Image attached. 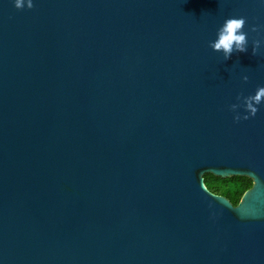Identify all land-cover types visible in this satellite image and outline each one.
Returning <instances> with one entry per match:
<instances>
[{
  "label": "water",
  "instance_id": "water-1",
  "mask_svg": "<svg viewBox=\"0 0 264 264\" xmlns=\"http://www.w3.org/2000/svg\"><path fill=\"white\" fill-rule=\"evenodd\" d=\"M33 4L0 0V264H264V104L230 107L264 86V0Z\"/></svg>",
  "mask_w": 264,
  "mask_h": 264
},
{
  "label": "clouds",
  "instance_id": "clouds-1",
  "mask_svg": "<svg viewBox=\"0 0 264 264\" xmlns=\"http://www.w3.org/2000/svg\"><path fill=\"white\" fill-rule=\"evenodd\" d=\"M15 7L17 9H23L25 7V0H15ZM34 7L33 0H27V8ZM246 25V18H227L223 25L218 29L217 39L214 42H210L209 46L216 52H222L224 59H229L234 52H246L248 50V35L244 32ZM264 27V26H262ZM252 32H259L260 27L253 26ZM261 46V40L256 39L253 41L252 53L257 54ZM244 81L247 82L249 77L244 76ZM241 101L239 104H232L231 110L236 113L234 120L239 122L241 119L248 120L257 115L258 106L264 104V86H258L254 95L243 96L241 94L237 97ZM243 107L247 114L241 116L237 111Z\"/></svg>",
  "mask_w": 264,
  "mask_h": 264
},
{
  "label": "trees",
  "instance_id": "trees-1",
  "mask_svg": "<svg viewBox=\"0 0 264 264\" xmlns=\"http://www.w3.org/2000/svg\"><path fill=\"white\" fill-rule=\"evenodd\" d=\"M204 177L209 189L226 195L234 204H237L244 192L253 185V179L247 175L221 177L207 172Z\"/></svg>",
  "mask_w": 264,
  "mask_h": 264
}]
</instances>
